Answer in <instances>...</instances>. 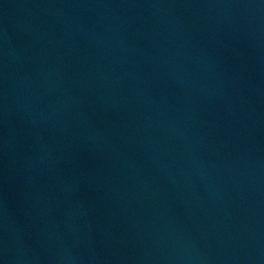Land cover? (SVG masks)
Returning a JSON list of instances; mask_svg holds the SVG:
<instances>
[{"label":"water","instance_id":"1","mask_svg":"<svg viewBox=\"0 0 264 264\" xmlns=\"http://www.w3.org/2000/svg\"><path fill=\"white\" fill-rule=\"evenodd\" d=\"M0 264H264V0H0Z\"/></svg>","mask_w":264,"mask_h":264}]
</instances>
